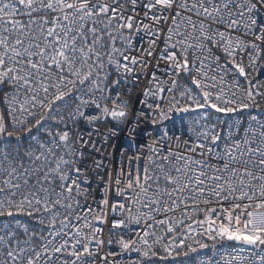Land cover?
<instances>
[{"label":"snow or ice","instance_id":"obj_1","mask_svg":"<svg viewBox=\"0 0 264 264\" xmlns=\"http://www.w3.org/2000/svg\"><path fill=\"white\" fill-rule=\"evenodd\" d=\"M157 262L264 264V0H0V264Z\"/></svg>","mask_w":264,"mask_h":264},{"label":"built area","instance_id":"obj_2","mask_svg":"<svg viewBox=\"0 0 264 264\" xmlns=\"http://www.w3.org/2000/svg\"><path fill=\"white\" fill-rule=\"evenodd\" d=\"M140 87H143V83H141ZM137 92L139 91V89L136 90ZM131 99L135 102V100L137 99V96L134 94ZM137 107V105L134 103L133 104V110H135ZM188 119H192L191 116L188 117ZM111 125H107V126H104L105 130L107 127H110ZM109 143L113 146V149H110L113 151V158L112 160L110 161H105V163H109L111 165H115L117 163V161L119 160V152L121 150V147L122 145L126 144V140L124 138V135L122 134L121 136L117 137V138H113L109 141ZM12 147H15V142H13L12 144ZM100 198L99 194L97 193L96 195V199L98 200ZM107 232V229L105 230ZM230 247L231 248H234L235 245L234 244H230ZM107 250V249H106ZM205 253H207V255H212V253L208 250H204ZM245 255H248L249 253L248 252H245L244 253ZM134 255L135 254H132V257L131 258H134ZM254 255V253H253ZM130 257L129 256H124L122 257V259H124L125 261H127ZM199 258H203V254H201V256ZM157 264H159V262H157Z\"/></svg>","mask_w":264,"mask_h":264},{"label":"trees","instance_id":"obj_3","mask_svg":"<svg viewBox=\"0 0 264 264\" xmlns=\"http://www.w3.org/2000/svg\"><path fill=\"white\" fill-rule=\"evenodd\" d=\"M182 83H185L186 81H184L183 79H182V81H181Z\"/></svg>","mask_w":264,"mask_h":264}]
</instances>
